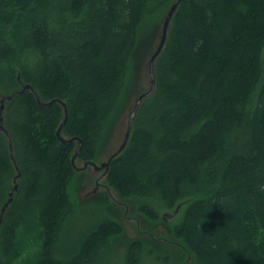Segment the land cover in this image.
<instances>
[{"label": "trees", "instance_id": "1", "mask_svg": "<svg viewBox=\"0 0 264 264\" xmlns=\"http://www.w3.org/2000/svg\"><path fill=\"white\" fill-rule=\"evenodd\" d=\"M174 1L0 0V97L29 87L2 114L15 164L0 129V211L18 188L0 264H103L124 237L109 193L72 202L74 165L95 163L148 90L143 70ZM154 75L103 183L153 229L160 209H183L164 223V246L181 256L173 263L136 222L121 264H264V0H182Z\"/></svg>", "mask_w": 264, "mask_h": 264}, {"label": "rangeland", "instance_id": "2", "mask_svg": "<svg viewBox=\"0 0 264 264\" xmlns=\"http://www.w3.org/2000/svg\"><path fill=\"white\" fill-rule=\"evenodd\" d=\"M143 78H144V85L142 84V86H144L146 88L147 86V77H146V71L143 70ZM133 99H131L130 101V106H132L133 104ZM130 110L129 107L127 106V108L124 110L123 114L119 117L117 123L115 124V127L113 128V131L111 133V137L110 139L107 141V144L104 145V142L101 144L100 149H99V154L97 156V159L95 161V165L97 167H99L100 165H102L103 163H105L108 159V157L113 154L121 145L123 138H124V134L126 131V126L127 125V120H128V114H129ZM94 162V161H93ZM94 164V163H93ZM76 167L80 169V173L77 174L78 176H76V178L74 179V181L72 182L71 186H70V199L72 200V202H77L78 204H83L84 202L82 200H84V198L95 195L98 192H107L109 193L111 200L110 202L113 204L115 203V205H119V208L121 209V213L120 216L122 215L121 219H120V224L123 226L124 228V237H117L114 238L112 241V245H111V251L108 253L107 255V260H104L103 264H121L122 261V256L127 248V242H129L130 240L137 238L138 237V229L136 228V222L139 224L141 230H144V232H149L150 230L153 231L152 233L153 238H154V243L155 244H160L162 245V250H164V252H168L172 255L171 257V261L173 263H175L176 261V256L179 258L181 256V254L179 252H176L177 250H169V247H165L168 246L165 239L169 240L170 239V235L168 233V229L167 227L164 225V223L166 224H174L178 217H180L181 215V208L178 206L176 207V209L171 212V211H167L165 209H160L159 210V215L160 218L164 217V215L166 214H174V212L176 210H178V212L176 213V215H174L173 217H166V221H163L161 224H159L157 222L155 229L151 228L146 222L145 220L139 216V214L135 211V202L133 200H126L125 202H122L120 200L117 199V197L115 196V194L110 191L108 189V191L105 188V185L103 183V180H98V178L101 177L103 171L101 170L100 172H96L94 170V168L92 166H87L85 169H83V165L81 163H76ZM82 169V170H81ZM103 195V194H102ZM99 196V195H97ZM99 199V198H98ZM90 201H92L90 199ZM117 202V203H116ZM127 206V212L126 214H128V216H124L123 215V206ZM178 208V209H177ZM68 228H65L63 232L64 235V239H68V231H66ZM157 237H162L164 240L158 241ZM145 238V237H144ZM171 240V239H170ZM165 245V246H164ZM148 245H145V247H147V249L149 248ZM169 246L173 247V245L170 243ZM160 253L157 250H155V254ZM178 253V255L176 254ZM163 254V253H161ZM174 254V255H173ZM153 258L152 257H148L147 255H143V259L141 264H156L153 263ZM188 264H192L191 261Z\"/></svg>", "mask_w": 264, "mask_h": 264}, {"label": "water", "instance_id": "3", "mask_svg": "<svg viewBox=\"0 0 264 264\" xmlns=\"http://www.w3.org/2000/svg\"><path fill=\"white\" fill-rule=\"evenodd\" d=\"M181 1L182 0H175L172 3V5L168 9V11H167V13H166V15H165V17H164V19L162 21V24H161V35L159 37V42H158V44L156 46V49L153 52V54L150 56L149 59H147L146 65L144 67V70L146 71V77H147L146 79L148 81L146 88L148 90L147 91H144L138 97H136L135 99H133L134 102L132 101L133 102L132 109L130 110V112L128 114V120H127V123H126L127 125H125L126 126V131H125L124 139H123L121 145L119 146V148L113 154H111L108 157L107 161L105 163H103L102 165H100L99 167H97L95 165V163L93 164V162H87V163H83L82 164L83 165V169H85L89 165V166H92L97 171L98 170L99 171L102 170L103 173H102L101 177L98 178V180H103L104 179L105 172L108 169V165H109L110 161L113 158L117 157L120 154V152L124 149V147H125V145H126V143L128 141V138L130 136L132 122H133V119H134V117L136 115L137 110L139 109V107L142 104L143 100L149 98L151 96V94L153 93V91H154V87H155L154 64H155V61L157 60V58L159 57V55L161 54V52L163 51L165 42L167 40V31H168V27H169L171 18L174 15V13H175V11H176V9H177V7H178V5H179V3ZM28 88H29L28 86H25L24 88H22L19 91L12 92L9 95H3V96L0 97V129L4 133V135L6 136V140H7V144H8V148H9V152H10V156H11L12 161H13L14 164H15V160H14V157H13V149H12L11 140H10L7 132L4 130V128L2 126V122H3L2 121V114L5 111V102L11 101L14 96L21 94L23 92V90L28 89ZM33 94H35V92H33ZM62 105L64 106V104H62ZM66 118H67V112H66V109L64 108V119H63L62 123L60 124V127L57 130V135H59L60 130H61L63 124L66 121ZM73 162H74V158L72 159V163ZM74 167H75V170L77 172L80 171V169L77 168L75 165H74ZM16 178H18V176ZM17 188H18V185L16 184V179H15L14 180V187H13V189L8 194V200L4 204V206L2 207V209L0 211V223H1V219L3 217V214H4L5 210H6V208L12 202L13 193L16 192ZM178 208H179V206H178ZM177 212H178V210H176L174 212V214H171V215L166 214V215H164V217H162V221H166V217H171V216L173 217L174 215H176Z\"/></svg>", "mask_w": 264, "mask_h": 264}, {"label": "bare ground", "instance_id": "4", "mask_svg": "<svg viewBox=\"0 0 264 264\" xmlns=\"http://www.w3.org/2000/svg\"><path fill=\"white\" fill-rule=\"evenodd\" d=\"M145 81H144V78H143V85H144ZM144 87V86H143ZM95 170V169H94ZM97 173L100 172L99 170H95Z\"/></svg>", "mask_w": 264, "mask_h": 264}]
</instances>
